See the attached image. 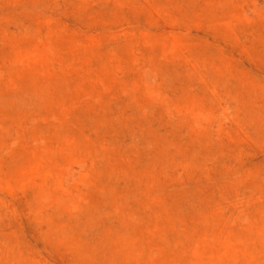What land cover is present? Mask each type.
I'll list each match as a JSON object with an SVG mask.
<instances>
[{
	"label": "rangeland",
	"instance_id": "obj_1",
	"mask_svg": "<svg viewBox=\"0 0 264 264\" xmlns=\"http://www.w3.org/2000/svg\"><path fill=\"white\" fill-rule=\"evenodd\" d=\"M0 264H264V0H0Z\"/></svg>",
	"mask_w": 264,
	"mask_h": 264
}]
</instances>
